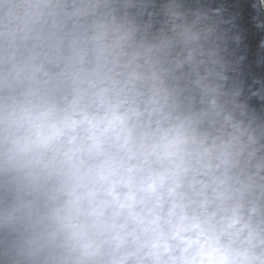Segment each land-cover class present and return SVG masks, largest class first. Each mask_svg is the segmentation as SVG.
<instances>
[{
	"label": "clouds",
	"instance_id": "1",
	"mask_svg": "<svg viewBox=\"0 0 264 264\" xmlns=\"http://www.w3.org/2000/svg\"><path fill=\"white\" fill-rule=\"evenodd\" d=\"M227 4L0 0V264H264V0Z\"/></svg>",
	"mask_w": 264,
	"mask_h": 264
},
{
	"label": "water",
	"instance_id": "2",
	"mask_svg": "<svg viewBox=\"0 0 264 264\" xmlns=\"http://www.w3.org/2000/svg\"><path fill=\"white\" fill-rule=\"evenodd\" d=\"M224 7H228L229 5L227 3L230 2V0H223ZM258 36L250 35L248 38V53H249V59H255L256 53H257V43H258Z\"/></svg>",
	"mask_w": 264,
	"mask_h": 264
}]
</instances>
